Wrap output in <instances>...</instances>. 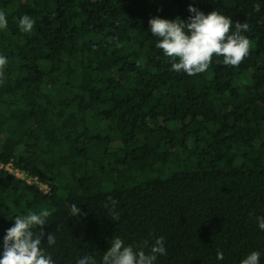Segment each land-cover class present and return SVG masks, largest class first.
<instances>
[{"label":"trees","instance_id":"16d2710c","mask_svg":"<svg viewBox=\"0 0 264 264\" xmlns=\"http://www.w3.org/2000/svg\"><path fill=\"white\" fill-rule=\"evenodd\" d=\"M189 4L248 24L238 66L213 55L203 73L171 69L149 19L187 20ZM0 10V162L50 188L0 169V244L14 215L47 208L42 246L55 264L85 253L99 264L115 236L147 240L145 252L163 236L156 264L264 252V0H0Z\"/></svg>","mask_w":264,"mask_h":264},{"label":"clouds","instance_id":"9594fccd","mask_svg":"<svg viewBox=\"0 0 264 264\" xmlns=\"http://www.w3.org/2000/svg\"><path fill=\"white\" fill-rule=\"evenodd\" d=\"M255 7L259 11V4ZM188 11L191 15L187 20L160 16L149 19V31L153 36L159 37L155 46L171 58L172 70L195 75L208 69L213 55L222 56L223 63L232 66H238L248 56L250 40L242 34V31L248 30L246 22H236L233 28L232 19L218 11L205 13L194 4H189ZM34 24V19L27 14L18 20L19 29L24 33H30ZM7 27V13L0 10V30ZM7 63V57L0 54V84L4 83V67ZM116 203L115 200L112 201L113 207ZM79 213V206L71 205V215ZM50 215L47 208L14 215L12 217L14 223L6 229L0 244V264H55L52 255L42 246L45 236L44 225ZM119 216L120 213L113 212L114 220H118ZM256 222L257 227L264 231V215L257 216ZM46 241L48 246L56 243L52 232L47 235ZM109 244L99 264H156L158 256L167 255L163 236L157 237L147 252L143 250L148 247L147 240L142 246L134 247L125 244L121 237L115 236L111 238ZM262 256L264 252L252 250L241 259L240 264H261ZM223 258V252L218 250L216 259ZM75 264H97V261L85 253L76 258Z\"/></svg>","mask_w":264,"mask_h":264},{"label":"built area","instance_id":"2783aa9c","mask_svg":"<svg viewBox=\"0 0 264 264\" xmlns=\"http://www.w3.org/2000/svg\"><path fill=\"white\" fill-rule=\"evenodd\" d=\"M0 169L13 174L15 177L24 180L28 184L38 186V188L44 192H48L50 189L49 185L46 182L42 181L38 175L31 174L29 171L15 166L12 160L8 162L1 161Z\"/></svg>","mask_w":264,"mask_h":264}]
</instances>
